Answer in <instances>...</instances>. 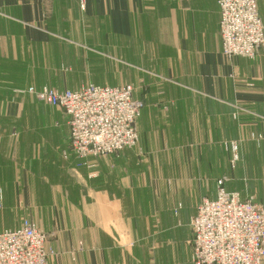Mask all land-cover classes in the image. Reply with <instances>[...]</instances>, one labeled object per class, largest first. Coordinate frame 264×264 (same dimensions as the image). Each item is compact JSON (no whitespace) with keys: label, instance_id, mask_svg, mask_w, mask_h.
Here are the masks:
<instances>
[{"label":"crops","instance_id":"1","mask_svg":"<svg viewBox=\"0 0 264 264\" xmlns=\"http://www.w3.org/2000/svg\"><path fill=\"white\" fill-rule=\"evenodd\" d=\"M55 1L76 4L0 0V232L29 220L54 233L56 255L49 264H192L187 227L202 198H215L218 180L225 179L197 171L198 151L184 157L180 149H197L199 141L142 139L135 150L82 166L73 156L61 157L69 143L68 118L13 91L125 83L132 68L200 100L192 109L196 116L204 117L205 102L214 108L208 115L225 110L221 101H236L240 81L255 84L249 100L264 107V49L255 61H230L222 54L216 0H88L96 23L86 29L77 27L69 6L48 13ZM258 4L264 22V0ZM52 16L68 28H53ZM84 49L79 66L78 51ZM203 117L190 119L200 133ZM157 196H164L162 211L169 218L162 221V234L145 214L156 210ZM174 201L184 205L179 219L171 213Z\"/></svg>","mask_w":264,"mask_h":264},{"label":"built area","instance_id":"2","mask_svg":"<svg viewBox=\"0 0 264 264\" xmlns=\"http://www.w3.org/2000/svg\"><path fill=\"white\" fill-rule=\"evenodd\" d=\"M223 54L255 59L264 48L258 0H217ZM23 93L22 91H19ZM27 92V91H26ZM37 101L62 110L68 118L72 155L82 166L93 158L116 155L139 143L136 121L142 103L127 87L89 86L75 91L29 88ZM217 182L216 197L204 198L191 220L192 264H264V205L228 191ZM3 195L0 193V209ZM50 235L24 220L0 232V264H49L56 251Z\"/></svg>","mask_w":264,"mask_h":264},{"label":"rangeland","instance_id":"3","mask_svg":"<svg viewBox=\"0 0 264 264\" xmlns=\"http://www.w3.org/2000/svg\"><path fill=\"white\" fill-rule=\"evenodd\" d=\"M90 5L91 4L88 3V0H76L75 5L72 3L68 4V1H66V4H62V6H57L55 1L49 5L48 13L53 15L56 12H66L67 6H69L71 10L75 9L73 12L77 13V27L86 29L88 27L95 26L96 23L94 16H90L89 14ZM113 7L114 5L110 4V11ZM92 10H95L94 5ZM51 18L52 19L50 22L52 23L53 28L57 27L56 23L62 24L64 28H68V26L65 25L62 20H55L53 16ZM261 21L264 26L262 18ZM263 49L260 50L257 57L253 60L246 58L241 59L255 61ZM84 52L85 49L78 51L77 64L79 66H84L85 62L82 60L85 55ZM111 53L116 54L114 50L111 51ZM228 60L231 61L233 59ZM113 63L115 64L116 62ZM64 70L67 71V69ZM129 70L131 71L129 72L130 77L125 83L122 82L115 84L110 82L106 84H100L96 82H88L86 84L78 85L79 87H77L79 89L89 86L114 88L127 86L132 87L134 99L142 103V108L136 121V127L139 133V141L142 139H173L183 141L182 143L185 144H192L199 141L200 144L198 145L197 149L195 147L187 146L180 149L184 152V157H187L188 153L192 154L193 152L198 151L194 157L198 172H205V175L208 177H211L212 174H215L214 179L224 177L226 179V185L228 186V189L242 191L244 198L253 197L256 202L264 205L262 204L264 203V115L259 113L264 111V107L261 105H256V102H250L249 100L252 95L251 90H254L256 87L255 84L249 81H240L238 83L239 86H237L238 90L236 101L226 105L225 103L227 101H221V103L219 102V107L224 108L225 110L221 109V111H218L216 115L207 114L208 110L213 108V106H211L213 104L205 102L206 113L203 117L201 115L196 116V112L192 110L195 108V104H198L200 100L198 101L196 99L190 98L188 95H185L184 93H186V91L183 88L172 86L164 80L156 78L154 75H148L145 72L144 74H141L132 68ZM134 71L138 73V77L133 75ZM113 74H115V67L113 69ZM148 76L151 77L149 78ZM68 86H70V84H68ZM45 87L55 89L50 86ZM29 88H35L39 90L44 87L37 88L35 86H30L25 89L17 88L13 91V93L22 96L30 95L27 93ZM67 90L75 91L70 89ZM19 91H22L23 93H20ZM45 105L46 104H44V106ZM46 107L50 108L48 105H46ZM59 111L65 115L62 110ZM202 117L204 133H200L202 128H200V126L197 132L196 125L190 122V119L192 121H194V119L201 120ZM176 121L179 122L177 123ZM165 124L171 125V127L167 125L165 129ZM172 128L173 131H170ZM69 143L68 141L66 142V146L63 147V152L61 154L62 159L65 161L70 160V158L73 156ZM137 146L127 150H135ZM124 151L108 157L118 156ZM102 158L105 159L107 157L93 159ZM191 165L192 164H190V166ZM157 192L160 194L159 187ZM204 198H202V200ZM164 206V196H157L156 210L145 213L151 221H156L155 230L158 234H162V221L169 219L167 215L168 212L162 211ZM183 209L184 205L181 201H174L173 205L171 206V213L174 219H179ZM187 229L191 238V222ZM46 232L50 235L48 243L50 245V241L55 237V234L48 231Z\"/></svg>","mask_w":264,"mask_h":264}]
</instances>
